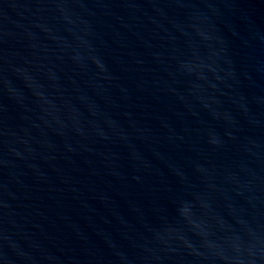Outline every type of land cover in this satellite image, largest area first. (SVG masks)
<instances>
[{
  "label": "water",
  "instance_id": "obj_1",
  "mask_svg": "<svg viewBox=\"0 0 264 264\" xmlns=\"http://www.w3.org/2000/svg\"><path fill=\"white\" fill-rule=\"evenodd\" d=\"M0 264H264V0H0Z\"/></svg>",
  "mask_w": 264,
  "mask_h": 264
}]
</instances>
